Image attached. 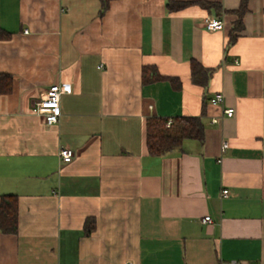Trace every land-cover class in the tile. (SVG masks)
<instances>
[{"label":"crops","instance_id":"1","mask_svg":"<svg viewBox=\"0 0 264 264\" xmlns=\"http://www.w3.org/2000/svg\"><path fill=\"white\" fill-rule=\"evenodd\" d=\"M175 1L0 0V264H264V0ZM63 84L47 125L32 107ZM152 117L203 137L151 155Z\"/></svg>","mask_w":264,"mask_h":264},{"label":"trees","instance_id":"2","mask_svg":"<svg viewBox=\"0 0 264 264\" xmlns=\"http://www.w3.org/2000/svg\"><path fill=\"white\" fill-rule=\"evenodd\" d=\"M106 5L110 0H104ZM248 0H241V7L237 11L239 18L247 11ZM188 5L168 0L167 8L169 12H178ZM208 9L213 7L203 4ZM193 74L201 66L195 62L192 64ZM145 77L152 69H145ZM149 78V77H148ZM152 80H160L158 75L152 77ZM6 91V90H4ZM3 91V92H4ZM170 122V125L168 123ZM203 137V126L200 120L190 117H177L173 120L152 117L147 120L146 140L147 147L151 155L162 156L171 151L180 148L185 139H200ZM18 208L19 201L16 195H4L1 198L0 208V228L5 234H16L18 232Z\"/></svg>","mask_w":264,"mask_h":264},{"label":"built area","instance_id":"3","mask_svg":"<svg viewBox=\"0 0 264 264\" xmlns=\"http://www.w3.org/2000/svg\"><path fill=\"white\" fill-rule=\"evenodd\" d=\"M203 27L209 31H221L225 29V22L216 17L208 16L203 19ZM100 69H103V66H100ZM71 92L72 86L70 84L51 86L48 90L45 91L41 99L33 105L31 110L32 113L34 115L42 117L47 125H54L59 123L62 116L61 98L64 95L71 94ZM212 104L224 108L225 96L223 94L217 95L216 98L212 100ZM223 110L224 114L227 117H233L236 113L235 109L231 107L225 108ZM168 125H170V122L168 123ZM228 147L229 145L227 143H224L222 152H224ZM74 156V152L69 148H63L60 151V158L64 163L72 162ZM228 194V190L223 191L224 196H227ZM202 223L210 224L213 223V220L210 216H207L202 220ZM231 264L240 263L232 262Z\"/></svg>","mask_w":264,"mask_h":264}]
</instances>
